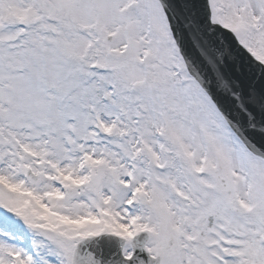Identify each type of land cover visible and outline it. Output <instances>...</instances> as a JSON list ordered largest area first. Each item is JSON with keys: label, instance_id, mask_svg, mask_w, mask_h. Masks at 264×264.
<instances>
[{"label": "snow or ice", "instance_id": "6c2138e0", "mask_svg": "<svg viewBox=\"0 0 264 264\" xmlns=\"http://www.w3.org/2000/svg\"><path fill=\"white\" fill-rule=\"evenodd\" d=\"M0 264H264V0H0Z\"/></svg>", "mask_w": 264, "mask_h": 264}]
</instances>
